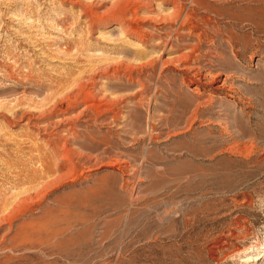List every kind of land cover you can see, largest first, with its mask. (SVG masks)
I'll return each mask as SVG.
<instances>
[{"label":"rangeland","instance_id":"rangeland-1","mask_svg":"<svg viewBox=\"0 0 264 264\" xmlns=\"http://www.w3.org/2000/svg\"><path fill=\"white\" fill-rule=\"evenodd\" d=\"M0 264H264V0H0Z\"/></svg>","mask_w":264,"mask_h":264}]
</instances>
